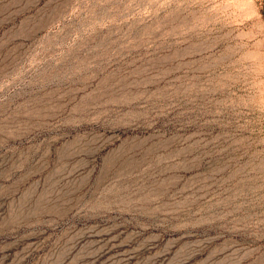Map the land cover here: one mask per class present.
<instances>
[{"label":"rangeland","instance_id":"obj_1","mask_svg":"<svg viewBox=\"0 0 264 264\" xmlns=\"http://www.w3.org/2000/svg\"><path fill=\"white\" fill-rule=\"evenodd\" d=\"M0 264H264V0H0Z\"/></svg>","mask_w":264,"mask_h":264}]
</instances>
